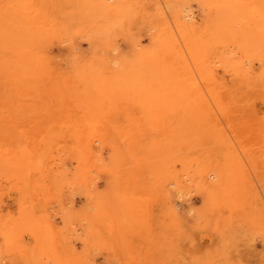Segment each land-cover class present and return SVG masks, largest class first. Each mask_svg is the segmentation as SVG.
<instances>
[{"label":"rangeland","instance_id":"obj_1","mask_svg":"<svg viewBox=\"0 0 264 264\" xmlns=\"http://www.w3.org/2000/svg\"><path fill=\"white\" fill-rule=\"evenodd\" d=\"M0 264H264V0H0Z\"/></svg>","mask_w":264,"mask_h":264},{"label":"bare ground","instance_id":"obj_2","mask_svg":"<svg viewBox=\"0 0 264 264\" xmlns=\"http://www.w3.org/2000/svg\"><path fill=\"white\" fill-rule=\"evenodd\" d=\"M256 7V6H255ZM256 9V8H255ZM175 13V24L176 27L181 31V32H186L185 30L187 29V31H191L193 30V28L195 27L194 25H190L188 24L187 20H191L192 18L195 17V15L193 14V11L190 9L189 6L185 7L184 9L180 10V9H175L174 10ZM165 69V67H163ZM156 70V71H155ZM155 70L153 72H159L161 70L155 68ZM159 70V71H158ZM152 72V73H153Z\"/></svg>","mask_w":264,"mask_h":264}]
</instances>
